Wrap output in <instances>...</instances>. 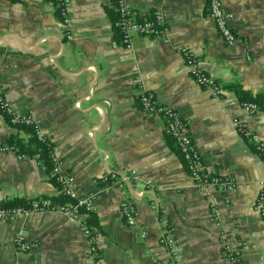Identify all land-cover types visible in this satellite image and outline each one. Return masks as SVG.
<instances>
[{"label":"crops","instance_id":"obj_1","mask_svg":"<svg viewBox=\"0 0 264 264\" xmlns=\"http://www.w3.org/2000/svg\"><path fill=\"white\" fill-rule=\"evenodd\" d=\"M128 1L138 17L163 12L167 41L134 35L132 47L125 48L105 11L115 8L111 0H70L78 35L74 41L62 36L54 0H0V77L10 109L39 120L61 167L72 176L74 191L95 194L88 222L99 264L165 259L167 250L159 242L162 221L174 228L183 264H228L223 235L241 245L245 264H264V220L254 206L264 160L234 123L237 118L264 141V111H246L235 90L264 94V0H224L225 10L234 15L230 24L238 40L233 45L217 33L206 0ZM183 48L222 84V97L190 77ZM144 89L186 119L204 163L216 174L234 177V191L192 186L162 119L138 106ZM15 135L25 139L23 131L0 115V145L10 144ZM130 169L152 181L150 187L141 182L125 186L144 236L126 227L120 189L102 181L111 171ZM49 172L33 158L0 151V201L59 194ZM18 234L38 246L17 251ZM87 246L80 226L57 212L0 221V264H90Z\"/></svg>","mask_w":264,"mask_h":264},{"label":"built area","instance_id":"obj_2","mask_svg":"<svg viewBox=\"0 0 264 264\" xmlns=\"http://www.w3.org/2000/svg\"><path fill=\"white\" fill-rule=\"evenodd\" d=\"M60 16L62 36L66 41L77 39L72 25L69 11L70 0H54ZM115 10L118 14L117 27L121 34L124 47H132V37L140 35L143 37H161L167 41L168 26L164 21L163 12L156 9L148 17H138L128 0H115ZM206 7L209 17L212 19L214 27L226 45H233L238 40L236 32L231 27L233 13L224 8V0H206ZM184 61L188 67L190 77L202 88L209 91L214 97H222L224 88L222 84L212 75L206 73L198 62V58L188 48L181 49ZM246 59H250L249 49H246ZM133 71L136 67L132 68ZM137 103L140 110L146 115L159 116L164 129L169 137L174 141L176 150L185 163L188 175L192 180L194 188L205 189L215 187L223 193H230L235 190L237 182L234 177L226 174H216L211 171L203 161L199 147L194 142L189 124L186 119L173 107L160 103L155 93L150 89L142 90L137 96ZM243 108L248 112L258 110V106L253 102H244ZM10 114V124L14 127L18 125L30 126L38 140L47 143L49 146V158L52 168L49 172L58 184V193L68 197L63 203L52 204L49 198L38 197L29 201L27 206L0 208V221L10 222L19 216L39 212H57L64 215L70 222L76 223L82 229L87 238L88 246L86 254L90 258V264H99L100 254L92 235L93 230L88 220L94 211V193L78 195L72 188V176L61 167V159L54 151L50 136L42 131L39 120L31 113L13 112L5 98V86L0 77V115ZM234 123L238 132L254 146V151L258 155L262 152L264 141L257 139V136L246 129L237 118ZM30 135L25 133L27 139ZM1 152H14L19 157H26L19 154L10 144L0 145ZM38 162V161H37ZM38 164L43 165L41 162ZM107 187L116 186L120 189V211L126 227L137 229L141 236L145 235L144 229L136 222L135 201L125 186L130 183L141 182L146 187L152 185L150 179L140 175L135 169L127 171H111L102 177ZM261 190L255 200L254 206L261 218L264 220V180L260 181ZM212 220L216 221L218 214L214 205L210 206ZM222 250L228 264H245L241 257V245L232 243L230 237L223 235ZM159 242L167 250V257L154 264H183L180 247L174 236V228L166 221H162ZM14 245L19 252H27L31 248L37 247V242H26L21 234L14 239Z\"/></svg>","mask_w":264,"mask_h":264},{"label":"trees","instance_id":"obj_3","mask_svg":"<svg viewBox=\"0 0 264 264\" xmlns=\"http://www.w3.org/2000/svg\"><path fill=\"white\" fill-rule=\"evenodd\" d=\"M111 4H115V0H111ZM105 11L112 22L114 32L117 34L119 39H121V34L117 27V20L118 14L114 7L107 6L105 7ZM235 90L240 94V99L242 102H253L258 106V109L264 111V94H257L254 96H250L248 93L243 91L241 88L236 87ZM5 120L10 123V114L2 113ZM21 131L24 133H28L30 136L26 139L24 137L15 135L10 140V145H12L15 150L21 154L25 155L28 158H33L38 162H41L47 172H49L52 168V164L49 158V146L47 143L42 142L37 139L35 136L34 131L30 126L18 125L17 126ZM254 149V146H253ZM257 152V151H255ZM259 156L264 160V145L262 152L259 153ZM50 180L53 181L57 186L56 180L50 176ZM47 197V196H45ZM51 200L52 204L63 203L68 200V197L63 194H57L55 196L48 197ZM30 199L20 198V197H13L11 199L2 200L0 201V208L6 207H18V206H27ZM92 219V217H90Z\"/></svg>","mask_w":264,"mask_h":264}]
</instances>
